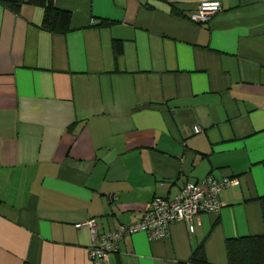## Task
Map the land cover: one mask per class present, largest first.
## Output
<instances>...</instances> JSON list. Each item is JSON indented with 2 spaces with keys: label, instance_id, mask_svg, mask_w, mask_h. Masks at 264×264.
I'll list each match as a JSON object with an SVG mask.
<instances>
[{
  "label": "crops",
  "instance_id": "obj_1",
  "mask_svg": "<svg viewBox=\"0 0 264 264\" xmlns=\"http://www.w3.org/2000/svg\"><path fill=\"white\" fill-rule=\"evenodd\" d=\"M202 1L53 0L63 32L0 3V264H92L76 223H131L208 174L239 179L217 212L127 235L106 264H194L200 245L228 264L226 239L264 234V0L198 23Z\"/></svg>",
  "mask_w": 264,
  "mask_h": 264
},
{
  "label": "built area",
  "instance_id": "obj_2",
  "mask_svg": "<svg viewBox=\"0 0 264 264\" xmlns=\"http://www.w3.org/2000/svg\"><path fill=\"white\" fill-rule=\"evenodd\" d=\"M221 10L217 0L199 3L192 19L198 23L207 22L213 14ZM201 131L199 126L194 132ZM239 184L238 177L223 176L216 178L208 174L194 181H186L173 198L154 197L141 217L131 223L119 224L108 231H101L95 219L75 224L79 228L85 225L90 234L91 244L87 248L92 264H106L108 257L119 250L121 240L138 231L146 232L151 239L167 238L170 224L176 220L186 222L188 228L200 224L203 213H215L221 207L219 196L228 187ZM161 186L165 183L161 182Z\"/></svg>",
  "mask_w": 264,
  "mask_h": 264
},
{
  "label": "trees",
  "instance_id": "obj_3",
  "mask_svg": "<svg viewBox=\"0 0 264 264\" xmlns=\"http://www.w3.org/2000/svg\"><path fill=\"white\" fill-rule=\"evenodd\" d=\"M23 2L38 5L43 8L41 28L47 31L63 32L69 28L71 13L55 7L53 0H0V3L18 12ZM182 14L181 12H175ZM104 23V22H102ZM118 51L117 46H115ZM264 220V197L259 199ZM228 264H264V234L247 235L228 238L225 241ZM190 262L194 264H208L203 245L192 253ZM24 264H31L24 262Z\"/></svg>",
  "mask_w": 264,
  "mask_h": 264
}]
</instances>
